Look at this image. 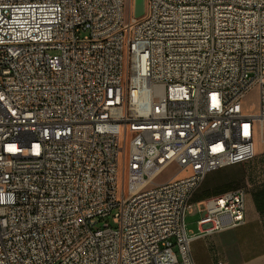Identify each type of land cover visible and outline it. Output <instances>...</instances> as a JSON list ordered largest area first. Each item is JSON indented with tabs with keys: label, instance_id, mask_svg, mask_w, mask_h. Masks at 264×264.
<instances>
[{
	"label": "built area",
	"instance_id": "obj_1",
	"mask_svg": "<svg viewBox=\"0 0 264 264\" xmlns=\"http://www.w3.org/2000/svg\"><path fill=\"white\" fill-rule=\"evenodd\" d=\"M263 129L264 0H0V264H196Z\"/></svg>",
	"mask_w": 264,
	"mask_h": 264
},
{
	"label": "crops",
	"instance_id": "obj_2",
	"mask_svg": "<svg viewBox=\"0 0 264 264\" xmlns=\"http://www.w3.org/2000/svg\"><path fill=\"white\" fill-rule=\"evenodd\" d=\"M260 138L256 156L258 152L264 163V129ZM258 169L264 172V166ZM219 170L210 172L207 178L219 181ZM245 194V223L212 235L195 237L191 250L196 264H217L219 261L225 264H264V181L259 186L245 189ZM195 201L193 196V204ZM194 211L187 215L191 216ZM187 230L191 235L198 233L191 226H187Z\"/></svg>",
	"mask_w": 264,
	"mask_h": 264
},
{
	"label": "rangeland",
	"instance_id": "obj_3",
	"mask_svg": "<svg viewBox=\"0 0 264 264\" xmlns=\"http://www.w3.org/2000/svg\"><path fill=\"white\" fill-rule=\"evenodd\" d=\"M244 102L248 111L256 110L258 103V89L257 88L253 89L246 96ZM260 137L261 134L257 130L255 134L256 151H257L258 143L260 142L261 139ZM261 166H264V163L263 161H261L260 156L258 155L257 152L256 158L248 162L238 165L228 166L217 171L218 176H220L219 181L218 180L212 181L211 178H207L206 176V178L204 179L198 190L195 192L194 196L200 195L204 189L209 190L210 192H214L217 189H221V188L224 189L229 188L227 190H230L231 188L240 187L248 190L254 186H259L264 181V172L258 169ZM174 173H176V171L170 169L166 171L158 181L159 182L166 181L168 178L173 176ZM212 195H214V193L208 196L210 197ZM207 197L196 199V201L194 202L195 211L191 216L190 214H188L186 217L187 226L188 227L191 226L195 230V232H198L197 221L201 217V213L199 212L198 206L199 204L201 205ZM110 221H112V218H110Z\"/></svg>",
	"mask_w": 264,
	"mask_h": 264
},
{
	"label": "water",
	"instance_id": "obj_4",
	"mask_svg": "<svg viewBox=\"0 0 264 264\" xmlns=\"http://www.w3.org/2000/svg\"><path fill=\"white\" fill-rule=\"evenodd\" d=\"M145 12V0H134V14L140 17Z\"/></svg>",
	"mask_w": 264,
	"mask_h": 264
},
{
	"label": "trees",
	"instance_id": "obj_5",
	"mask_svg": "<svg viewBox=\"0 0 264 264\" xmlns=\"http://www.w3.org/2000/svg\"><path fill=\"white\" fill-rule=\"evenodd\" d=\"M228 185H229V183H228ZM227 189H229V188H227ZM227 189L221 188V189H217L214 192H210L209 190L204 189L203 192L200 195H198V196L195 195L194 196V200H196L198 198L207 197L208 195H211L212 193H214V195H217V194H220V193H223V192L227 191ZM231 189H233V188H231Z\"/></svg>",
	"mask_w": 264,
	"mask_h": 264
}]
</instances>
